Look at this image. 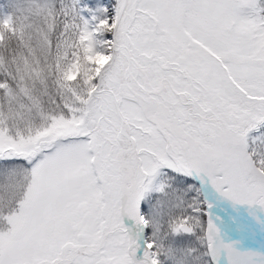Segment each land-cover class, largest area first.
<instances>
[{"label": "snow or ice", "instance_id": "obj_1", "mask_svg": "<svg viewBox=\"0 0 264 264\" xmlns=\"http://www.w3.org/2000/svg\"><path fill=\"white\" fill-rule=\"evenodd\" d=\"M0 264H264V0H0Z\"/></svg>", "mask_w": 264, "mask_h": 264}]
</instances>
